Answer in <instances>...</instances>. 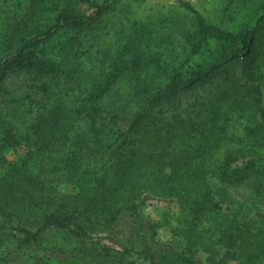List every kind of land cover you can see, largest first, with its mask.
<instances>
[{"label": "trees", "instance_id": "trees-1", "mask_svg": "<svg viewBox=\"0 0 264 264\" xmlns=\"http://www.w3.org/2000/svg\"><path fill=\"white\" fill-rule=\"evenodd\" d=\"M242 1V8H248L242 18L248 23L238 31L208 22L189 3H182L193 15L196 26L194 33L186 35L189 54L171 66L151 59L166 83L156 91L142 90L141 103L125 131L97 129L100 109L96 101L107 93L120 74L136 72L150 61L145 62L138 56L128 64L113 66L111 75L101 81L91 79L79 68L69 67V63H57L45 56V47L57 35L86 30L110 9L113 0H70L69 5L58 9L44 24L40 16L44 0H28L19 19L10 22L5 18L1 22L0 82L10 72L30 73L37 81L32 88L37 89L35 95L40 100L27 96L28 101L46 110L44 115L33 116L24 139L29 140L30 145L24 146L25 158L14 170L33 191L42 193L40 173L29 172L27 164L42 159L41 164L47 166L45 171L71 173L77 187V192L64 200L33 197L26 208L37 213V229H14L23 234L24 243L36 242L42 233L54 228L99 246L104 260L113 258L115 253L129 255L126 246L114 237L113 226L123 212H135L143 205L144 196L150 194L173 197L187 212L184 230L181 228L179 234L184 241L183 254H165L160 258L165 264H194L191 254L198 248L214 254L207 243L199 241L201 237L195 231L198 221L207 216H212L215 244L224 248V255L216 264L229 261L264 264V237L250 232L236 217L221 212L206 166L213 143L224 134L229 111L250 110L254 126L245 128L247 135L264 137L261 72L264 68V0ZM77 7H86L89 12ZM236 67L238 74L234 73ZM74 73L86 81V92L75 98L77 106L66 107L42 79ZM198 90L202 92L200 100L196 99L192 105L199 121L192 113L178 118L166 114L167 110L162 108L173 103L178 94ZM0 92H4L1 85ZM152 112L155 116L151 120ZM79 126L85 130L82 133L85 137L80 139V133L74 135ZM3 141L7 147L18 143L9 132ZM91 145L95 153L107 154L108 169L103 173L76 175L78 153L84 148L90 150ZM253 175L264 179V156L258 155L255 149L226 154L211 173L220 187L238 186ZM9 185L14 188L15 183ZM260 218H264V214ZM145 255L147 264H162L155 261L149 250H145ZM130 260V264H138V260Z\"/></svg>", "mask_w": 264, "mask_h": 264}, {"label": "rangeland", "instance_id": "rangeland-1", "mask_svg": "<svg viewBox=\"0 0 264 264\" xmlns=\"http://www.w3.org/2000/svg\"><path fill=\"white\" fill-rule=\"evenodd\" d=\"M27 2L0 0V24L5 18L10 22L19 19ZM182 3H189L208 22L221 28L238 31L248 23L242 18L248 10L242 8V0H113L110 9L94 25L82 32H62L45 47L47 59L69 63V67L79 68L88 73L91 79L101 81L111 75L113 66L128 64L138 56L145 62L150 61L136 72L120 74L107 93L96 101L100 109L96 127L101 132L111 129L125 131L141 103L142 90L156 91L165 85L166 79L151 61L152 58L171 66L180 63L189 54L190 45L186 35L194 33L196 26L193 15ZM69 4L70 0H44L41 24ZM77 9L89 12L86 7ZM238 71L236 67L234 73L238 74ZM261 72L264 77V68ZM32 77L30 73L10 72L0 82L4 89V92H0V264H130V259L138 260V264H147L145 250L153 254L155 261L165 264L160 260L165 254H183L184 241L179 234L184 230L187 212L173 197L150 194L144 196L143 205L135 212H123L113 226L114 237L126 246L129 255L115 253L113 258L104 260L99 246L54 228L42 233L38 241L24 243L23 234L14 229H37V213L26 208L33 197L58 201L77 192L71 173L66 174L64 170L47 172V166L41 164L44 162L42 159L27 162L29 172L34 175L40 173L39 181L44 187L42 193L33 191L14 170L25 158L24 146L30 145L29 140L24 139L33 116L46 113L40 104L28 101L27 96L40 100L35 95L37 89L32 88L37 84ZM42 82L48 83L52 94L62 100L66 107L77 106L75 98L86 92V81L77 73L49 75ZM201 94L200 90L180 93L173 103L165 104L162 108L167 110L166 114L178 118H186L192 113L199 121L200 117L192 104L196 99L200 100ZM262 96L264 104V78ZM154 116L152 112L149 118L152 120ZM227 117L224 134L213 143L207 158L209 183L222 213L236 217L250 232L264 237V218H260L264 214V179L253 175L238 186L220 187L211 176L228 153L255 149L258 155L264 156V137L248 136L245 130L248 126H254L250 110L229 111ZM84 131L79 126L74 135L80 133V139ZM8 132L18 142L13 147L5 146L3 141ZM107 157V154L95 153L92 145L90 150L84 148L76 159V175L107 171ZM11 182L15 183L14 188L9 185ZM212 221V216L202 217L195 231L201 237L199 241L207 243L214 254L198 248L191 254L194 264H216L224 255V248L214 242ZM177 254L174 255L176 262ZM226 264L237 263L229 261Z\"/></svg>", "mask_w": 264, "mask_h": 264}]
</instances>
